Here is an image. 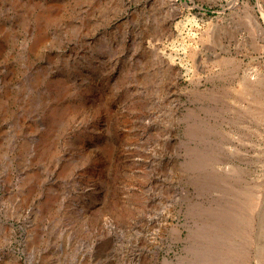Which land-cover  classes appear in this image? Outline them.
Listing matches in <instances>:
<instances>
[{
  "label": "rangeland",
  "instance_id": "obj_1",
  "mask_svg": "<svg viewBox=\"0 0 264 264\" xmlns=\"http://www.w3.org/2000/svg\"><path fill=\"white\" fill-rule=\"evenodd\" d=\"M0 264H264V0H0Z\"/></svg>",
  "mask_w": 264,
  "mask_h": 264
}]
</instances>
